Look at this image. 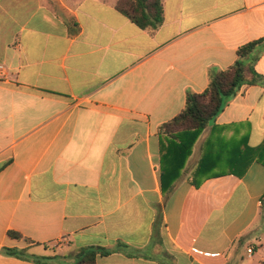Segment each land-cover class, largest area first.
<instances>
[{"label": "crops", "instance_id": "obj_1", "mask_svg": "<svg viewBox=\"0 0 264 264\" xmlns=\"http://www.w3.org/2000/svg\"><path fill=\"white\" fill-rule=\"evenodd\" d=\"M116 1L0 0V264L88 247L113 250L96 264H264V164L239 175L264 143V85L201 133L169 195L158 134L264 40V0H164L155 32Z\"/></svg>", "mask_w": 264, "mask_h": 264}, {"label": "trees", "instance_id": "obj_2", "mask_svg": "<svg viewBox=\"0 0 264 264\" xmlns=\"http://www.w3.org/2000/svg\"><path fill=\"white\" fill-rule=\"evenodd\" d=\"M116 9L127 16L141 29L150 32L157 31L164 23V0H117ZM72 34L79 31V26ZM264 44V40L251 42L239 48L236 62L227 70L210 73L208 88L203 93L188 92L186 105L183 111L173 120L159 128L162 143V187L163 192L169 195L173 185L184 170L193 147L201 133L215 122L244 86L264 85V79L256 70L257 53ZM254 161L264 164V143L258 147L245 145L242 150L241 162L244 166L239 175ZM203 164L197 168L195 174L200 176ZM199 186L198 183H195ZM14 239L22 237L20 233L9 232ZM11 255L25 257V250L8 249ZM113 250L88 247L75 253V264H96L97 257L108 256ZM55 257H34L36 264H46Z\"/></svg>", "mask_w": 264, "mask_h": 264}, {"label": "built area", "instance_id": "obj_3", "mask_svg": "<svg viewBox=\"0 0 264 264\" xmlns=\"http://www.w3.org/2000/svg\"><path fill=\"white\" fill-rule=\"evenodd\" d=\"M7 67L4 64H0V81L5 80L7 78ZM249 253H252V249L248 251Z\"/></svg>", "mask_w": 264, "mask_h": 264}, {"label": "rangeland", "instance_id": "obj_4", "mask_svg": "<svg viewBox=\"0 0 264 264\" xmlns=\"http://www.w3.org/2000/svg\"><path fill=\"white\" fill-rule=\"evenodd\" d=\"M117 2V1H116ZM75 253H72V255H74Z\"/></svg>", "mask_w": 264, "mask_h": 264}]
</instances>
